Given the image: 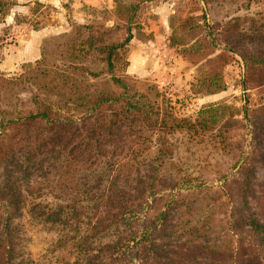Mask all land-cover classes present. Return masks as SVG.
Instances as JSON below:
<instances>
[{"label":"rangeland","instance_id":"rangeland-1","mask_svg":"<svg viewBox=\"0 0 264 264\" xmlns=\"http://www.w3.org/2000/svg\"><path fill=\"white\" fill-rule=\"evenodd\" d=\"M5 1L0 171L15 175L7 179L23 204L5 211L0 198V218L12 212L20 264H172L180 246L226 238L231 199L245 180L247 205L264 222V66L242 57L258 54L264 0ZM120 42L108 69L106 50ZM112 76L147 95L154 128L126 132L135 134L129 144L119 133L118 147L105 141L107 153L91 164L81 162L79 138L36 148L27 136L45 137L50 124L7 123L47 104L60 106L52 118L73 108L80 115L99 94L122 91ZM109 156L123 159L117 175L105 167ZM106 186L122 201L105 198ZM115 200L133 211L120 215Z\"/></svg>","mask_w":264,"mask_h":264},{"label":"trees","instance_id":"trees-1","mask_svg":"<svg viewBox=\"0 0 264 264\" xmlns=\"http://www.w3.org/2000/svg\"><path fill=\"white\" fill-rule=\"evenodd\" d=\"M208 3L210 0H203ZM9 2L6 3L5 0H0V13H3L5 8L8 6ZM264 25L257 30V35L255 40L258 38L259 51L257 56L252 53L249 55L242 54V57L248 65L251 59H255L257 62L264 66ZM128 38H126L127 40ZM122 45V43H116L109 46L106 50V56L104 58L108 69L112 68V56L116 54L117 49ZM231 46V45H230ZM229 46V47H230ZM233 50V47H230ZM57 66L55 65L54 68ZM4 80V78H1ZM113 84L120 86L122 91L117 95H102L99 94L92 100L90 106L85 107V110L80 113V115H75L73 111L68 112L63 108L64 115L52 118L50 116L51 112L56 111L52 104L45 105L46 107L42 109H37L34 112H29L22 116H16L15 118H7V123H23L26 122L28 125L30 122L43 121L47 124L48 128L45 130V137L40 136L43 133L33 134L27 136L28 139H35L36 148L43 142L47 145L48 142L55 146H60V148H66L69 144L68 139L75 142L76 138H79L76 143L78 146L83 147V151L87 154V158L81 161L83 164H91L95 162L92 157H97L98 155H104L107 152L102 149L104 148L105 141L115 142L117 144V135L123 133V142L125 143H135V134L126 135L130 131H134L133 128L136 126L140 128L145 126L150 132L154 128L155 120L152 117V110L150 103L147 104L149 109L144 108L143 100L147 97L146 94L140 92L129 93L127 84L119 77L112 76ZM86 97H91L87 94ZM121 101V106L119 111L116 113L108 114L107 106H112ZM67 106V105H65ZM70 109V108H69ZM55 114V112H54ZM118 115L123 118L119 119ZM6 121L0 122V130L3 131ZM48 131V132H47ZM127 132V133H126ZM106 134L107 137H103ZM37 137V139H36ZM44 137V139L42 138ZM32 141V140H29ZM34 142V143H35ZM45 147V146H44ZM101 148V149H99ZM62 151V149H61ZM33 157L32 153L27 155L26 159L31 160ZM262 157V156H261ZM74 159L73 155L70 158L66 157L63 159L65 161V167L62 164L58 165V168L67 169L71 165L70 161ZM108 162L105 163V167H108L110 171H116L119 173L120 167L123 164L122 160L112 161L110 156ZM79 162V161H77ZM80 163V162H79ZM21 166L20 164H17ZM32 166V165H29ZM55 166V165H54ZM53 166V167H54ZM41 172L45 174V171L40 167ZM248 173L244 174L245 179L250 178L252 174L251 168L247 167ZM2 170V169H1ZM11 170L8 171L6 178H3L0 171V181L4 184L1 189L9 188L8 192H0V198L3 200L5 211H15L19 212L22 204L23 198L20 194V189L18 187L11 190V186L8 181V177L15 176L11 175ZM224 177V176H223ZM11 183V179H10ZM19 189V190H18ZM102 194L105 195L107 199H113V195L118 196L112 187H103ZM251 189L249 181L245 180L241 182L238 186L237 192L238 197L231 199V205L228 212V222L227 231L225 232L226 238L223 236H218V238L210 239L208 236L204 235L201 241L191 242L188 246L173 250L175 259L171 262L172 264H264V222H262L252 211L251 207H248L246 197L248 196L249 190ZM27 190V189H26ZM16 192V194H15ZM149 189L148 193L151 194ZM119 197V196H118ZM131 199L127 202L133 201ZM123 196L121 195L119 199L122 201ZM118 200L115 208L119 210V214L122 215L124 211L131 212L133 209L127 207L125 203L121 204ZM126 202V201H124ZM10 209V210H7ZM117 212V211H116ZM167 211H162L159 213V217L166 216ZM12 216V212H11ZM10 214L0 218V264H20V260L17 258V242L15 235V226H11L9 223ZM13 231V232H12ZM224 235V231H223ZM150 246L153 247V244ZM172 258V257H169Z\"/></svg>","mask_w":264,"mask_h":264}]
</instances>
